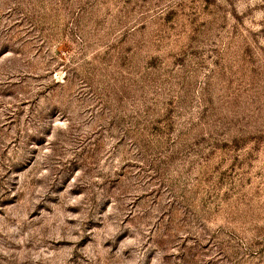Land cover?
<instances>
[{
  "label": "rangeland",
  "instance_id": "obj_1",
  "mask_svg": "<svg viewBox=\"0 0 264 264\" xmlns=\"http://www.w3.org/2000/svg\"><path fill=\"white\" fill-rule=\"evenodd\" d=\"M0 264H264V0H0Z\"/></svg>",
  "mask_w": 264,
  "mask_h": 264
}]
</instances>
